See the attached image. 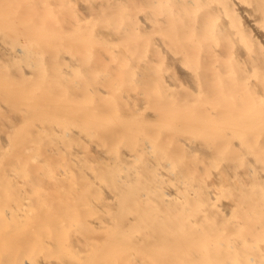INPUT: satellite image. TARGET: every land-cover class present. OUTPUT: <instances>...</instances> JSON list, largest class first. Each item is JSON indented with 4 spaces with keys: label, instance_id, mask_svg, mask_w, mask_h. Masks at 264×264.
<instances>
[{
    "label": "bare ground",
    "instance_id": "obj_1",
    "mask_svg": "<svg viewBox=\"0 0 264 264\" xmlns=\"http://www.w3.org/2000/svg\"><path fill=\"white\" fill-rule=\"evenodd\" d=\"M0 264H264V0H0Z\"/></svg>",
    "mask_w": 264,
    "mask_h": 264
}]
</instances>
